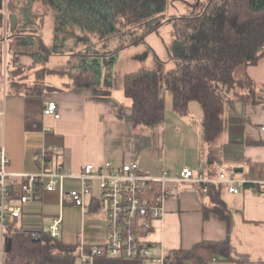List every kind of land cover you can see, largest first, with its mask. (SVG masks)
Masks as SVG:
<instances>
[{
	"label": "crops",
	"instance_id": "0c3cea01",
	"mask_svg": "<svg viewBox=\"0 0 264 264\" xmlns=\"http://www.w3.org/2000/svg\"><path fill=\"white\" fill-rule=\"evenodd\" d=\"M30 57L34 59L31 71H35L37 56ZM2 77L0 149L3 148L9 158L10 172H36L39 165L33 158L34 152L50 146L63 148L62 163L73 173H79L85 164L99 166L109 161L113 166H120L134 161L142 171L154 176L167 172L175 177L182 168L188 167L215 178L219 168L224 166L236 178L245 180L236 192L214 184L219 188L218 197L228 208V220L220 219L212 211L211 195L204 193L198 184L174 183L176 195L166 199L162 217L154 221L147 234L152 253L170 255L174 250H189L203 241L226 240L231 262L218 259L213 264H264V146L254 143L264 140V71L261 82L251 76L259 93L256 99L261 101L253 104L240 100L226 106L222 131L212 146L203 140L201 107L193 112L190 104L186 115H179L173 108L167 111L165 106L161 123L135 127L131 120V100L125 97L123 87L117 92L111 90L109 72L98 74L93 85H74L68 76L66 82L50 84L55 88L53 91L39 94L16 92L10 80L3 83L6 74ZM49 100L58 104L59 118L43 113ZM114 106H122L123 113H117ZM167 154L171 158L175 155L178 161L170 160ZM209 156L213 158L211 163ZM22 181L21 177H14L10 182L15 201L21 194ZM64 187L66 190L78 188L79 181L67 179ZM100 209L93 197L86 198L82 211L69 200L60 206L56 192L44 193L22 206L16 220L23 230L46 231L53 218L60 215L62 237L66 211L72 216L78 210L82 222L84 217ZM204 209H208L206 216ZM95 228L97 231L89 240L79 241L84 253L105 241L106 219L105 224L100 223ZM90 264L147 263L97 256Z\"/></svg>",
	"mask_w": 264,
	"mask_h": 264
},
{
	"label": "trees",
	"instance_id": "16d2710c",
	"mask_svg": "<svg viewBox=\"0 0 264 264\" xmlns=\"http://www.w3.org/2000/svg\"><path fill=\"white\" fill-rule=\"evenodd\" d=\"M78 1L106 10L109 20L116 26H134L147 21L150 22L151 31L166 21L163 14H160L166 0ZM173 19L176 24L177 45L182 49L179 53L182 63L177 69L163 76L164 88L171 93L172 108L179 115L189 113V104L192 101L199 103L203 114V140L208 146H212L222 131L226 106L231 105L234 100L253 104L261 101L253 97L254 83L247 69L264 58V0H204L197 7L187 9ZM3 21L4 17L0 12V26ZM76 24L83 23L78 21ZM37 37L42 53L56 54L43 44L40 36ZM25 42L20 43L25 45ZM75 55L79 58L87 56L85 52ZM29 66L30 69L33 68ZM35 71L40 76L37 84L39 88L33 89L36 85L26 81L11 82L12 88L16 92L27 94L53 91V86L43 83L44 77L64 73L71 78L74 85H93L96 81V75L90 68L64 71L41 67ZM2 78L0 74V79ZM238 87L252 89V96L249 98L241 95L234 99L232 95ZM123 92L131 100V120L135 127L153 126L164 120L165 99L160 91L157 72L139 71L126 74ZM113 109L119 114L123 113L122 106H114ZM254 143L264 146V140ZM208 160L213 162L212 156ZM35 188L39 195L40 185L36 184ZM218 189L212 184L204 193L211 195L212 211L220 219L227 221L228 208L218 197ZM207 212L208 209H204L205 216ZM3 237L5 246L7 243L9 245L7 249L4 246L2 264H81L79 241L65 242L61 237L52 238L46 232L35 235L31 231L23 230L15 217H8L4 222ZM170 256L196 263L209 261L213 257L231 262L226 240L203 241L189 250H174Z\"/></svg>",
	"mask_w": 264,
	"mask_h": 264
},
{
	"label": "rangeland",
	"instance_id": "374dc122",
	"mask_svg": "<svg viewBox=\"0 0 264 264\" xmlns=\"http://www.w3.org/2000/svg\"><path fill=\"white\" fill-rule=\"evenodd\" d=\"M0 1V12L4 17L0 26V74H6L3 83L9 80L26 81L36 85L33 89L39 88L37 84L40 76L35 74L36 71H31L29 66L34 65L31 55L37 56L36 69L47 67L74 71L86 67L97 74L96 79L98 74L109 72L112 75L111 90L114 92L122 89L126 74L154 71L159 77L160 91L164 96L166 109L170 111L172 95L164 88L163 76L177 69L182 63L179 56L182 49L177 45L176 24L173 18L187 9L197 7L204 0H166L165 7L160 13L166 21L151 31L150 22L147 21L134 26H116L109 20V13L106 10L82 4L78 0ZM78 21H82L83 24H76ZM37 36H40L43 44L56 54L42 53ZM20 42H25V45H19ZM80 52H85L87 56L79 58L75 55ZM92 52L94 54H91ZM263 71L264 60L258 66H250L247 69L250 78L255 76L259 82L262 81L260 78ZM64 81H68V76H45L43 79L46 85ZM252 89L253 97L256 99L259 93L255 86ZM252 89L238 87L232 97L237 99L244 95L250 98ZM190 105L193 112L196 111L195 108L197 110L200 108L196 101H192ZM174 156L171 158L167 154L170 160L177 162L178 158ZM94 192L99 194L97 189ZM75 213L69 216L67 211L65 212L61 237L65 242L73 243L80 239L87 241L95 235L97 231L95 226L105 224L104 209L87 215L82 222L78 210Z\"/></svg>",
	"mask_w": 264,
	"mask_h": 264
},
{
	"label": "built area",
	"instance_id": "2783aa9c",
	"mask_svg": "<svg viewBox=\"0 0 264 264\" xmlns=\"http://www.w3.org/2000/svg\"><path fill=\"white\" fill-rule=\"evenodd\" d=\"M45 115L59 118L58 104L49 100L43 108ZM63 148L59 146L44 147L34 152L33 158L38 163L34 173H12L8 170L9 158L3 148L0 149V264H2L5 239L3 237L4 222L8 217H19L22 206L37 199L44 193H57L60 206L69 200L82 211L86 207V198L93 197L97 206L105 211L107 222L106 237L103 244L92 247L88 253L80 250V263L90 264L99 257L128 258L146 261L147 264H213L217 257L196 263L181 261L170 255L152 253L147 234L153 228L154 221L164 213V202L176 195L174 183H195L207 192L212 184L224 185L229 192H236L245 184L227 168L221 166L215 178L194 172L188 167L182 168L178 176H170L167 172L154 176L142 171L134 161L113 166L106 161L99 166L85 164L79 173H73L62 163ZM14 177L23 179L18 204L12 195L10 182ZM76 179L78 188L66 190L65 180ZM41 187L36 194L35 185ZM99 194H94V190ZM61 216L53 218L46 231L42 229L28 230L35 235L46 232L52 238L61 237ZM232 264V263H227Z\"/></svg>",
	"mask_w": 264,
	"mask_h": 264
},
{
	"label": "water",
	"instance_id": "95a60500",
	"mask_svg": "<svg viewBox=\"0 0 264 264\" xmlns=\"http://www.w3.org/2000/svg\"><path fill=\"white\" fill-rule=\"evenodd\" d=\"M8 245H9V244L7 243V244H6V246H5V249H7V248H8Z\"/></svg>",
	"mask_w": 264,
	"mask_h": 264
}]
</instances>
